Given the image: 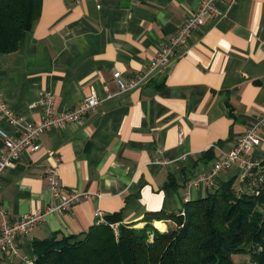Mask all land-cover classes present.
I'll return each mask as SVG.
<instances>
[{
    "label": "crops",
    "instance_id": "obj_1",
    "mask_svg": "<svg viewBox=\"0 0 264 264\" xmlns=\"http://www.w3.org/2000/svg\"><path fill=\"white\" fill-rule=\"evenodd\" d=\"M198 7L199 0H42L18 48L0 52L2 94L28 121L44 118L46 92L58 112L93 91L102 98L81 120L42 132L41 148L26 149L3 174L0 201L11 219L52 202L49 164L65 189L89 196L18 234V253L0 252V264H35L36 240L85 232L97 210L141 227L148 215L180 212L213 189L202 176L264 112V0H220L222 16L195 30L165 70L127 92L115 79L146 70ZM0 128L19 131L1 114ZM245 156L260 161L264 174V131ZM244 170L236 164L213 179L237 184ZM164 222L154 220L161 229Z\"/></svg>",
    "mask_w": 264,
    "mask_h": 264
},
{
    "label": "trees",
    "instance_id": "obj_2",
    "mask_svg": "<svg viewBox=\"0 0 264 264\" xmlns=\"http://www.w3.org/2000/svg\"><path fill=\"white\" fill-rule=\"evenodd\" d=\"M41 7L42 0H0V52L18 48ZM257 177L216 182L182 211L150 214L141 227L115 213L80 234L36 240L35 264H264V180L252 184ZM160 219L166 231L153 225Z\"/></svg>",
    "mask_w": 264,
    "mask_h": 264
},
{
    "label": "built area",
    "instance_id": "obj_3",
    "mask_svg": "<svg viewBox=\"0 0 264 264\" xmlns=\"http://www.w3.org/2000/svg\"><path fill=\"white\" fill-rule=\"evenodd\" d=\"M220 0H199V7L189 14L184 24L171 36L150 61L148 67L143 72L125 80L117 72L115 79L119 85L120 92H127L145 84L157 71L165 70L169 64L188 47L193 33L208 21H216L222 16V11L218 7ZM264 46V39H262ZM114 94H108L111 98ZM102 98L96 91H93L81 102L72 108L55 111L54 96L50 92L43 94L40 103L44 107L45 116L41 122H31L22 114L13 110L4 98L0 89V114L12 125L18 126L17 132L7 133L0 128V135L3 138L4 149L0 152V181L5 171L13 167L21 158L26 149L39 150L41 148L40 135L45 130L52 127H63L68 123L77 122L84 115L94 111L101 104ZM264 131V112L259 114L251 122L247 130L241 134L232 150L223 159L216 162L211 176H202L208 186H214L213 177L221 170L230 168L236 164L242 166L245 173L240 177L244 181L247 177H258L252 184H258L259 180H264L263 164L245 155L255 149L261 143ZM257 170V173L253 172ZM45 177L48 182L53 200L43 209L26 212L21 216L11 219L8 208L0 201V252H10L17 254L18 250L15 239L18 234L24 233L30 228L44 221L50 214H60L69 211L82 198L88 197L89 193L77 189L67 190L60 181L58 168L54 164H49L45 169ZM259 178V179H258ZM96 223L106 221V215L102 210L95 212ZM118 223H112L116 235L119 234Z\"/></svg>",
    "mask_w": 264,
    "mask_h": 264
},
{
    "label": "rangeland",
    "instance_id": "obj_4",
    "mask_svg": "<svg viewBox=\"0 0 264 264\" xmlns=\"http://www.w3.org/2000/svg\"><path fill=\"white\" fill-rule=\"evenodd\" d=\"M161 220V219H160ZM152 223H153V225L157 228V229H159L160 231H166L167 229H168V223H166V222H164V224H165V228L164 229H161V228H159L157 225H155L154 224V221H152ZM163 223V222H162ZM237 258H239V257H237Z\"/></svg>",
    "mask_w": 264,
    "mask_h": 264
}]
</instances>
